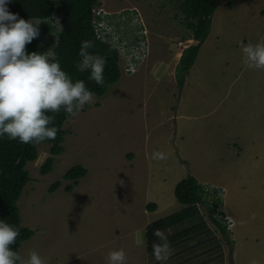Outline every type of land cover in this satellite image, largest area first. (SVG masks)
Segmentation results:
<instances>
[{"label":"rangeland","instance_id":"rangeland-1","mask_svg":"<svg viewBox=\"0 0 264 264\" xmlns=\"http://www.w3.org/2000/svg\"><path fill=\"white\" fill-rule=\"evenodd\" d=\"M98 11L110 18L97 28L115 44L131 43L135 29L147 32L142 63L126 74L122 58L118 81L67 116L63 152L47 174L40 166L50 144L37 145L17 202L21 224L34 232L19 254L36 251L45 264H107L111 250L124 249L126 264H157L146 250V226L181 207L174 187L192 175L219 191L215 210L226 214L228 232L215 229L198 204L210 230L198 243L169 244L164 264H264V70L248 68L241 54V44L264 37V0L218 1L180 89L177 59L196 41L177 4L100 0ZM78 164L86 174L67 191L73 180L63 175Z\"/></svg>","mask_w":264,"mask_h":264},{"label":"trees","instance_id":"trees-1","mask_svg":"<svg viewBox=\"0 0 264 264\" xmlns=\"http://www.w3.org/2000/svg\"><path fill=\"white\" fill-rule=\"evenodd\" d=\"M169 1L177 4V8L183 14L180 21L189 30L191 39L196 41L195 44H190L182 49L175 67L176 83L181 88L185 74L194 64L198 50L208 36L212 16L219 0ZM98 5H100V0H13L8 5V10L17 13L20 18L33 19L40 23L39 37L26 45L27 51L43 52L48 49L55 51L63 70L74 81L83 80L96 97L104 95L109 86L116 83L120 76L117 45L109 40L110 33L108 31L104 32L101 31V28H97L98 20L103 18L104 21H107V18L110 17L109 15L102 16L100 11L95 14L93 10ZM114 24L118 30L119 22ZM56 39L58 44H55ZM82 41H91L93 47L89 51L106 60L103 87L98 86L89 78V72H79L75 66L80 60L78 52ZM52 115H54L53 123L58 132L54 140L41 142L50 144V156L41 164V174L49 173L53 166V156L63 152L61 144L64 142L66 131L62 129V125L68 114L61 110V112ZM38 144H22L16 140H9L7 137L0 139V219H4L19 228L20 234L16 243L12 246L17 253H19L18 250L22 242L27 241L34 232L21 224L17 202L24 186L30 180L25 165L37 158ZM85 172L86 169L79 164L68 169L64 174V178L72 179L73 183L67 184L65 189L70 191L73 185L77 183V178L84 175ZM59 185L60 182L55 181L49 186L48 191L52 193ZM174 195L181 207L146 226L145 244L148 252H154V245L162 246V242L154 235L156 230H162L169 235L173 234L167 236V245L178 241L182 242L184 238L192 239L198 243L201 240L200 236H205V233L210 230L200 213L198 204L209 209L208 217L215 229L222 234L228 232L226 223L221 219L223 214L215 210L216 205L221 201L216 196L215 189L209 191L195 177L187 175L175 185ZM147 209L153 211L155 204H147ZM170 230H173V233ZM199 244L197 246L206 248L205 244ZM180 246L181 244L174 245V247ZM190 251L192 250H187V253H191Z\"/></svg>","mask_w":264,"mask_h":264},{"label":"clouds","instance_id":"clouds-1","mask_svg":"<svg viewBox=\"0 0 264 264\" xmlns=\"http://www.w3.org/2000/svg\"><path fill=\"white\" fill-rule=\"evenodd\" d=\"M12 2L0 0V139L7 137L22 144L54 140L58 129L52 114L63 110L68 115H76L85 104L92 102L93 93L83 80L74 81L63 70L55 51H27L26 45L39 37L40 23L20 18L17 13L9 11L8 5ZM133 31L131 43L135 41L134 44L116 43L119 70L123 58L122 69L126 74L134 72L135 65L142 63L140 49L147 45V32L143 29ZM55 44H58L57 39ZM92 47L91 41L81 42L80 60L75 66L79 72H89V78L103 87L106 60L91 53L89 49ZM241 54L243 64L248 68L264 70V37L256 43L241 44ZM153 159L162 160L165 155L154 152ZM220 213L223 214L222 221L228 226L226 214ZM19 234L18 227L0 219V264H45L36 251L25 258L13 249ZM154 235L162 242V246L154 245V257L157 264H164L169 252L166 244L169 234L156 230ZM107 264H126L124 249L111 250Z\"/></svg>","mask_w":264,"mask_h":264},{"label":"built area","instance_id":"built-area-1","mask_svg":"<svg viewBox=\"0 0 264 264\" xmlns=\"http://www.w3.org/2000/svg\"><path fill=\"white\" fill-rule=\"evenodd\" d=\"M94 12H95V8H94V10H93ZM98 13V12H97ZM95 14H96V12H95Z\"/></svg>","mask_w":264,"mask_h":264},{"label":"crops","instance_id":"crops-1","mask_svg":"<svg viewBox=\"0 0 264 264\" xmlns=\"http://www.w3.org/2000/svg\"><path fill=\"white\" fill-rule=\"evenodd\" d=\"M178 60V59H177Z\"/></svg>","mask_w":264,"mask_h":264}]
</instances>
